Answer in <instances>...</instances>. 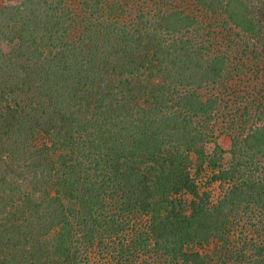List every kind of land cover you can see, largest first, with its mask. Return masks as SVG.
I'll use <instances>...</instances> for the list:
<instances>
[{
    "label": "trees",
    "instance_id": "trees-1",
    "mask_svg": "<svg viewBox=\"0 0 264 264\" xmlns=\"http://www.w3.org/2000/svg\"><path fill=\"white\" fill-rule=\"evenodd\" d=\"M0 264H264V0H0Z\"/></svg>",
    "mask_w": 264,
    "mask_h": 264
},
{
    "label": "rangeland",
    "instance_id": "rangeland-1",
    "mask_svg": "<svg viewBox=\"0 0 264 264\" xmlns=\"http://www.w3.org/2000/svg\"><path fill=\"white\" fill-rule=\"evenodd\" d=\"M219 143L223 149L228 151L231 147V141L227 136H219Z\"/></svg>",
    "mask_w": 264,
    "mask_h": 264
}]
</instances>
